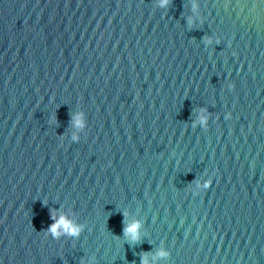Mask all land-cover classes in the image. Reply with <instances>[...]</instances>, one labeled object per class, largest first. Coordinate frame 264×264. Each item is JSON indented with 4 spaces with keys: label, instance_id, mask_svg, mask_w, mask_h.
I'll list each match as a JSON object with an SVG mask.
<instances>
[{
    "label": "water",
    "instance_id": "95a60500",
    "mask_svg": "<svg viewBox=\"0 0 264 264\" xmlns=\"http://www.w3.org/2000/svg\"><path fill=\"white\" fill-rule=\"evenodd\" d=\"M0 264H264V0H0Z\"/></svg>",
    "mask_w": 264,
    "mask_h": 264
},
{
    "label": "clouds",
    "instance_id": "9594fccd",
    "mask_svg": "<svg viewBox=\"0 0 264 264\" xmlns=\"http://www.w3.org/2000/svg\"><path fill=\"white\" fill-rule=\"evenodd\" d=\"M168 0H161V4H167ZM61 224H65V221L64 220H61L60 221ZM65 227H69L71 228L72 226L70 224H65ZM136 230H137V225H132L131 227H128L125 229V233L126 234H131L133 236V238H135V234H136ZM51 231L52 232H56L57 230L55 228H51ZM80 231V229L77 227V228H73L72 229V234L76 235L78 234Z\"/></svg>",
    "mask_w": 264,
    "mask_h": 264
}]
</instances>
